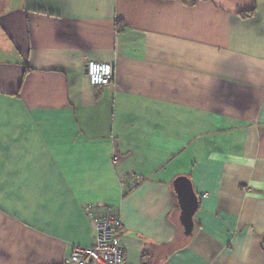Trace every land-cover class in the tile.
Returning a JSON list of instances; mask_svg holds the SVG:
<instances>
[{
  "label": "crops",
  "instance_id": "obj_1",
  "mask_svg": "<svg viewBox=\"0 0 264 264\" xmlns=\"http://www.w3.org/2000/svg\"><path fill=\"white\" fill-rule=\"evenodd\" d=\"M87 205L130 264H264V0H0V264L93 246Z\"/></svg>",
  "mask_w": 264,
  "mask_h": 264
},
{
  "label": "built area",
  "instance_id": "obj_2",
  "mask_svg": "<svg viewBox=\"0 0 264 264\" xmlns=\"http://www.w3.org/2000/svg\"><path fill=\"white\" fill-rule=\"evenodd\" d=\"M86 74L90 84L96 88H108L115 84V70L106 62H89ZM120 158L115 154L112 163L116 165ZM94 234L95 241L89 248L76 247L65 264H130L122 246L123 224L116 211L94 205L84 207Z\"/></svg>",
  "mask_w": 264,
  "mask_h": 264
},
{
  "label": "water",
  "instance_id": "obj_3",
  "mask_svg": "<svg viewBox=\"0 0 264 264\" xmlns=\"http://www.w3.org/2000/svg\"><path fill=\"white\" fill-rule=\"evenodd\" d=\"M174 191L180 209V224L183 234L185 237L191 238L195 229L194 218L200 209L199 197L191 180L186 176H180L174 181Z\"/></svg>",
  "mask_w": 264,
  "mask_h": 264
},
{
  "label": "trees",
  "instance_id": "obj_4",
  "mask_svg": "<svg viewBox=\"0 0 264 264\" xmlns=\"http://www.w3.org/2000/svg\"><path fill=\"white\" fill-rule=\"evenodd\" d=\"M162 1H165V0H162ZM186 1H188V0H186ZM189 1L191 2V1H193V0H189Z\"/></svg>",
  "mask_w": 264,
  "mask_h": 264
}]
</instances>
